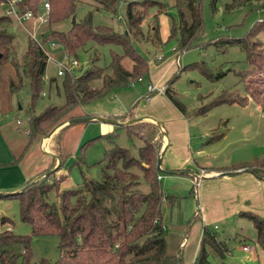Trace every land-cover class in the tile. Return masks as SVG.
I'll use <instances>...</instances> for the list:
<instances>
[{"label":"rangeland","instance_id":"1","mask_svg":"<svg viewBox=\"0 0 264 264\" xmlns=\"http://www.w3.org/2000/svg\"><path fill=\"white\" fill-rule=\"evenodd\" d=\"M158 1L161 4L156 3L149 7L140 3L135 4V9L143 10L145 13L140 22L139 31L132 34V43L146 56L150 69H154L157 64L163 63V61L171 59L174 61L175 68L172 74L174 73L175 77L171 83L172 88L184 103L186 116L191 124L189 146L185 147L186 151H183L182 148L178 152L181 168L193 166L197 162L208 165L231 164L256 156H264V109L257 100L250 98L244 105L237 102H222L210 106L205 112L199 111L200 107L206 105L224 89L244 92L240 71L249 67L247 51L240 43L229 40L249 35L254 23L264 18V7H258L255 3H247L227 9L225 5L230 0H217L215 7L211 0H203L202 30L192 38L188 48L181 50L178 48V35L169 36L166 34V25L162 16L165 13L177 21L175 0ZM95 3H97L96 0H77L75 15L80 17L90 7H93L92 20L94 23L109 24L119 30L126 28L124 19L126 3L124 0L116 12L102 6L96 7ZM5 7V3L0 2V14L4 13ZM10 18L8 25L14 34L10 43L13 47L11 54L13 57L1 64L0 128L7 130L11 142L17 148L18 143L13 139V136L15 137L13 129L19 127L21 131L15 130L16 133L25 137L30 136L29 129L26 133L23 132V129L29 126L28 114L38 113L49 103H63L65 94L62 89L57 92L54 83L50 84L51 76L57 75L56 61L51 58L47 60L41 92L35 98V105H32L30 84L24 74L20 77L21 81L17 86L11 88L12 81H17L19 78L15 62L23 61L29 34L17 20ZM72 18L73 16H69L50 23L47 21L40 26L39 30H49L52 27L65 29L70 25ZM158 20L159 27H157ZM255 38L264 41V32L259 31ZM55 41L57 42V40ZM49 42L45 43L53 56L60 58L65 54L64 46L58 44L49 48ZM173 46H177L178 49L173 50ZM112 50L122 53L123 47L118 43L89 40L78 51L80 64L74 67V71L79 72L84 69L91 62L93 56H98L96 63L99 66L108 67ZM160 52L164 59L157 60L155 55ZM177 52L179 54H176ZM122 62L127 67L132 66V59L127 55L122 58ZM203 67L211 74L203 71ZM20 70L22 73L21 67ZM222 70L224 73L218 75V72ZM57 77L60 80L62 76L57 75ZM148 80L149 77L146 74L142 79H135L128 84H120L107 94L76 106L66 115H62L63 117L60 119L46 123L45 132L38 130L37 134L32 137L31 144L22 161L31 169L50 158L52 154H47L37 145L41 139V147L49 152L55 145H61L64 155L62 165L60 164L61 157L57 164H54L55 159H53L48 167L38 171L30 179L34 180L49 172H51L48 175L49 179H58L65 173V176L60 180V188L77 186L81 184L83 173L91 177L100 176L101 165L97 161L102 158L104 151L112 144L129 146L133 153L137 154L138 145L142 142L140 137L135 134L130 135L123 126L115 128L116 122L111 124L116 132L111 137L109 136L111 132L107 134L103 130L105 126L103 123L110 124L112 121L105 122L99 117L103 114H114L113 110H116L119 100L125 104V111L146 103L143 98L139 100L138 104L136 101L141 92L145 90ZM43 91L46 93L43 94ZM80 113L97 115V117L69 122L70 115ZM18 118H20V122L17 121ZM118 119L121 121L120 117ZM132 120L135 118L126 121ZM62 121L64 122L63 127L61 125L50 132L52 127ZM223 131L226 132L225 135L219 139L208 141L212 135L215 136ZM172 141L175 142V137ZM198 143L199 146H196ZM197 148H199V152H197ZM201 168L203 167H200L198 172H201ZM133 170L139 175L140 188L148 190L149 182L144 176L143 170L140 167H134ZM182 170L179 169V173L162 170L160 172L161 184L168 197L165 201L163 225L167 238V251L182 258L183 264H193L200 249L202 233L201 218L196 215L201 210L200 182L195 183L194 177L184 171L181 172ZM204 171L206 172V169ZM198 178L201 179V177ZM49 199L58 205L56 189L51 191ZM4 214L12 221L2 222L1 216ZM8 223L11 225L10 229L15 233L31 232L30 224L20 217L19 198L0 194V227L4 228ZM214 223H217L218 227H214ZM209 226L218 237L225 238L230 247L229 252L226 251L224 255H221L210 244H206L209 264H262V251L260 250L262 247L256 241V230L249 218L236 214L211 222ZM182 239H184L183 243H181ZM244 242L251 245L249 250L242 248ZM30 245L32 264H41L42 258L53 262L61 253L59 236L56 233L31 234ZM14 247L21 250L22 244L15 243ZM254 249L257 250L258 255L255 254Z\"/></svg>","mask_w":264,"mask_h":264},{"label":"trees","instance_id":"2","mask_svg":"<svg viewBox=\"0 0 264 264\" xmlns=\"http://www.w3.org/2000/svg\"><path fill=\"white\" fill-rule=\"evenodd\" d=\"M43 0H22L21 8L37 9ZM203 0H175L177 21L173 20L169 36L178 35V48L184 50L190 46L194 36L203 26ZM215 7L217 0H211ZM50 13L48 22L58 21L73 16L70 25L65 28L52 27L41 30L43 42L57 40L70 55L78 57V51L89 41L113 42L121 44L123 52H111L109 66H99L98 56L80 70H66L60 80L57 75L50 78L57 92L65 94L63 103H49L36 114H28L30 137L38 130L45 132V124L56 121L78 105L107 94L120 84H128L143 75H148L149 64L146 56L132 43L133 33L139 31L145 11L135 9L136 3L151 6L158 0H127L125 6V29L119 30L105 23H94L93 7L82 16L75 15L77 0H49ZM95 6H102L116 12L120 0H96ZM247 3L264 7V0H230L226 8L232 9ZM161 4V3H160ZM11 16L0 14V72L1 64L11 60L13 47L10 44L14 34L8 23ZM259 31L264 32V18L256 21L249 35L229 40L238 42L247 51L249 67L240 71L244 92L224 89L206 105L200 107L205 112L210 106L222 102L246 104L250 98L257 100L264 109V41L256 39ZM251 37L252 39H249ZM176 46V50L178 49ZM127 55L132 59V66L127 67L122 58ZM48 56L41 44L31 37L27 38L24 59L15 62L19 78L13 80L11 88L17 86L22 74L28 78L31 88L32 105L40 94L43 74ZM22 69V73L20 70ZM203 71L211 74L203 67ZM224 71H219L218 75ZM173 73L164 85V93L185 114V105L172 88ZM96 82L95 81H98ZM43 94L46 92L43 91ZM72 114L69 117L83 115ZM124 120L126 115L113 116ZM123 126L132 135L140 137L138 153L131 147L112 144L104 151L97 162L101 165L99 177L82 174L80 185L60 188V180L49 179L48 174L34 180L30 178L15 192L4 195L17 196L20 201V217L31 226L30 233H15L10 228L0 229V264H32L31 234L56 233L59 236L60 256L53 262L42 258L41 264H183L182 258L167 251V238L163 225L166 194L159 177L157 159L161 153V130L158 123L147 118H138L127 123H116L115 128ZM63 127V125L61 126ZM114 128V129H115ZM113 136L116 132L110 131ZM110 132H107L110 133ZM212 135L209 140L220 136ZM113 140V139H111ZM60 145L53 150L60 152ZM61 162L63 161V153ZM234 167L246 166L264 177V156L232 164ZM140 167L149 182V189L139 186V175L133 170ZM56 189L58 205L49 199ZM197 215V214H196ZM237 215L249 218L256 230V241L264 248V214L252 209H241ZM2 222L12 221L7 215L1 216ZM21 243L22 249H15L14 244ZM206 244H210L221 255L230 251L227 240L217 236L208 224H203L200 249L193 264H209ZM245 244V243H243Z\"/></svg>","mask_w":264,"mask_h":264},{"label":"crops","instance_id":"3","mask_svg":"<svg viewBox=\"0 0 264 264\" xmlns=\"http://www.w3.org/2000/svg\"><path fill=\"white\" fill-rule=\"evenodd\" d=\"M162 16L166 25V34L169 35L173 19L165 13ZM157 27H159V20ZM172 49L175 50L174 48ZM157 54H162V52ZM157 54L155 55L157 60L164 59L163 55L158 58ZM176 54L179 53L177 52ZM174 68L173 59L157 64V67L154 69H150L149 67V80L146 83V88L141 92L140 96L138 95L139 97L136 101V104H138L139 100L143 98L146 103L141 106L136 105L135 107H131L128 111H125V104L119 100L116 110H113L114 114H103V116L110 117L124 114L126 115L124 121L138 116L155 121L159 124L161 130V167L165 169H174L175 171L172 172L175 173H179L178 170L183 169L181 172L184 171V173L190 176L192 175L193 177L195 173L200 170V167L206 169V172L201 175V179L198 180V182H200L199 197L201 199V210L199 211L200 214L197 212V216H200L202 226L203 224L209 225L216 220L236 215L241 209H252L260 214H264V177L259 176L248 167H234L232 164L235 162L231 164L220 163L209 165L207 163L203 164L197 162L193 166L181 168L178 152H180L182 148L184 151L185 147H187V145L189 146L191 140V124L186 114L179 109L163 91H148V83H153L157 86L165 85L169 76L174 71ZM142 78L143 77L138 79ZM102 120L105 122L110 121L108 119ZM103 124L105 125L103 130H105L106 133L112 131L115 127L111 125L113 121L110 124ZM27 129L28 127L26 126L23 132L26 133L28 131ZM15 130L21 131V128L17 127ZM15 130L13 129V135H15L13 139L18 143L17 148L14 143L11 142L7 130H2L0 128V194L19 190L31 176L48 167L51 160L55 159L54 164H57L58 161L60 162V153H62L61 145L59 147L60 152L52 148L53 151L51 150V152H53L54 155L52 154L48 160L39 164L37 167L29 169L24 165L22 158L31 144L32 138L28 135L27 137L22 136L16 133L17 131ZM225 131L221 132V135L213 140L219 139L225 135ZM173 137H175V142L172 141ZM40 140L41 139L37 142L39 149L50 155L51 152L41 147ZM196 146H199V143L196 144ZM199 151V148H197V152ZM224 170H233L234 172L222 173ZM160 174L161 173H159V175ZM167 198L168 197H166V200ZM213 225L214 227H218L217 223ZM10 227L11 225L9 223L4 226V228ZM0 229L3 228L0 227ZM183 241L184 239L181 240V243H183ZM250 248L251 245L249 248L243 249L249 250ZM260 250L262 251L261 263L264 264V248L262 247ZM254 251L255 254L258 255L257 250L254 249Z\"/></svg>","mask_w":264,"mask_h":264},{"label":"built area","instance_id":"4","mask_svg":"<svg viewBox=\"0 0 264 264\" xmlns=\"http://www.w3.org/2000/svg\"><path fill=\"white\" fill-rule=\"evenodd\" d=\"M22 0H0V2L5 3L6 7L4 9V13L10 15L12 18L17 20L23 28H25L28 34L36 39L44 51L47 53L48 58L54 59L57 64V74H63L66 70L72 69L80 64V59L75 55H70L67 51L65 54L57 58L52 55L45 42L41 39V31L40 26L48 21L49 13H50V2L49 0H43L41 5L37 9H32L29 7L21 8ZM121 2L123 0H120ZM48 47L52 48L58 45L55 40H50L48 43ZM175 49L176 46H173ZM162 54H157V57L160 58ZM141 78V77H139ZM133 82V81H132ZM148 91H164V85L157 86L153 83H148ZM20 122V118L17 119ZM205 173L204 169L201 168V172L195 173L194 180L195 183L198 182L201 175ZM250 245L248 243L243 244V248L247 249Z\"/></svg>","mask_w":264,"mask_h":264},{"label":"water","instance_id":"5","mask_svg":"<svg viewBox=\"0 0 264 264\" xmlns=\"http://www.w3.org/2000/svg\"><path fill=\"white\" fill-rule=\"evenodd\" d=\"M74 18V17H73ZM97 117V115H79V116H75V117H71L70 119H69V122H73V121H76V120H86V119H92V118H96ZM100 119H108V120H111V121H113V122H116V123H127V121H119L118 119H115V118H113V117H106V116H100L99 117ZM138 118H141L140 116H138V117H135V119H138ZM64 124V122L62 121V122H60V123H58V124H56L54 127H52V129L50 130V132L51 131H54L57 127H59V126H61V125H63ZM51 154H53L54 155V153L53 152H51ZM157 165H158V168L160 169V171L162 170V171H166V172H172V171H175L174 169H165V168H162L161 167V153L159 154V156H158V159H157ZM234 171L233 170H224V171H222V173H233Z\"/></svg>","mask_w":264,"mask_h":264}]
</instances>
